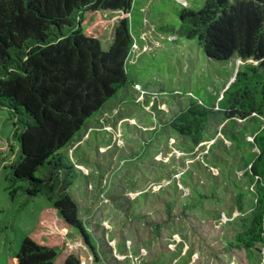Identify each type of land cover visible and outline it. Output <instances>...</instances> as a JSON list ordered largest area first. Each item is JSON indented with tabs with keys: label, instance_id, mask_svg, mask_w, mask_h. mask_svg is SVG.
<instances>
[{
	"label": "trees",
	"instance_id": "16d2710c",
	"mask_svg": "<svg viewBox=\"0 0 264 264\" xmlns=\"http://www.w3.org/2000/svg\"><path fill=\"white\" fill-rule=\"evenodd\" d=\"M134 1L0 0V107L8 110L18 143L5 168L25 182L28 199L42 194L49 201L6 264H82L76 252L62 258L66 232L91 249V264L107 263L71 193L85 174L66 148L128 85L126 61L134 37L124 13ZM175 3L178 21L158 27L161 32L196 40L209 58L236 57L243 64L213 102L189 96L160 116L161 127L179 136L177 146L194 151L217 121L213 135L221 137L209 144L205 158L218 161L219 173L211 177L224 185L207 196L223 205L222 193L231 187L239 213L231 219L239 228L224 249H242L250 262L264 264V0H206L199 9ZM112 19L113 39L104 47ZM186 208L170 201L143 218L156 233L176 217L202 220Z\"/></svg>",
	"mask_w": 264,
	"mask_h": 264
},
{
	"label": "rangeland",
	"instance_id": "374dc122",
	"mask_svg": "<svg viewBox=\"0 0 264 264\" xmlns=\"http://www.w3.org/2000/svg\"><path fill=\"white\" fill-rule=\"evenodd\" d=\"M176 1L199 9L206 0ZM178 10L175 0L133 2L127 17L138 49L135 60L126 61L128 85L107 102L106 113L90 117L68 144L66 150L85 174L71 193L106 264H253L244 250L224 249L225 240L239 228L231 221L239 215L233 189L222 193L223 205L207 196L224 185L211 177L219 173L218 161L205 158L209 144L221 137L213 135L220 127L217 121L209 126L208 140L194 151L177 146L179 136L160 124L161 115L165 118L189 96L213 102L243 64L236 57L209 58L196 40L161 32L158 27L177 23ZM115 24L112 19L104 47L112 42ZM17 153L13 122L0 107V264L19 251L39 210L49 204L42 194L28 199L25 182L5 168ZM170 201L187 204L186 211L203 221L176 217L156 233L143 215ZM65 234L68 247L62 258L76 252L84 258L82 264H91V249Z\"/></svg>",
	"mask_w": 264,
	"mask_h": 264
},
{
	"label": "built area",
	"instance_id": "2783aa9c",
	"mask_svg": "<svg viewBox=\"0 0 264 264\" xmlns=\"http://www.w3.org/2000/svg\"><path fill=\"white\" fill-rule=\"evenodd\" d=\"M128 14V13H127ZM127 14H124V15H127ZM137 49H138V44L134 41V44L132 45V48L130 50V53H129V56H128V59L134 61L135 58H133L134 56L137 55ZM136 52V53H135ZM136 54V55H135ZM139 86V84H136Z\"/></svg>",
	"mask_w": 264,
	"mask_h": 264
},
{
	"label": "water",
	"instance_id": "95a60500",
	"mask_svg": "<svg viewBox=\"0 0 264 264\" xmlns=\"http://www.w3.org/2000/svg\"><path fill=\"white\" fill-rule=\"evenodd\" d=\"M128 13V12H127ZM127 13H124V14H127Z\"/></svg>",
	"mask_w": 264,
	"mask_h": 264
}]
</instances>
